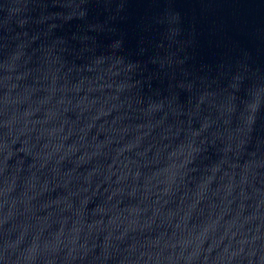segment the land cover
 I'll use <instances>...</instances> for the list:
<instances>
[{
    "label": "water",
    "instance_id": "obj_1",
    "mask_svg": "<svg viewBox=\"0 0 264 264\" xmlns=\"http://www.w3.org/2000/svg\"><path fill=\"white\" fill-rule=\"evenodd\" d=\"M0 264H264V0H0Z\"/></svg>",
    "mask_w": 264,
    "mask_h": 264
}]
</instances>
